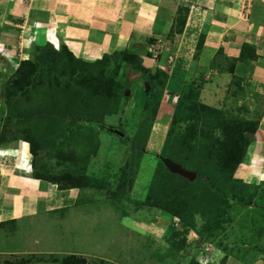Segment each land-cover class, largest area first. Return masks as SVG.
I'll list each match as a JSON object with an SVG mask.
<instances>
[{
	"label": "rangeland",
	"instance_id": "374dc122",
	"mask_svg": "<svg viewBox=\"0 0 264 264\" xmlns=\"http://www.w3.org/2000/svg\"><path fill=\"white\" fill-rule=\"evenodd\" d=\"M144 1L132 0L131 3L128 2L127 12H133L136 15ZM255 1L242 0L243 9L245 6L253 9ZM154 8L156 9V6ZM249 15L251 16V13ZM183 31L179 30L180 33L167 38L168 47L162 46L163 53L157 54L158 58L153 67H148L150 74L168 71V76L171 75L169 74L171 68L168 65V57L170 53L178 51L177 44L182 41ZM118 34L119 40H122L125 31L118 30ZM184 42L187 48L191 49V41ZM45 49L46 47H37L31 55H27L28 59L37 63L38 72L35 81L25 87V91L17 93L16 90H11L7 99L4 96L6 77L3 76L5 72L3 68L6 67H4L5 58L0 57V142L10 144L0 145V150L11 146L10 142L15 138H27L25 135L29 133L28 129L31 126L32 129H37L39 134L35 135L34 140L41 148L37 156L40 168L46 165V167H53V171L55 169L58 172L60 169H64V166L57 168L56 163L60 162L58 159L67 160V163L64 164H67L66 167L72 168L71 165L76 167L72 162L77 159L84 163L90 158L92 159L91 163L84 170H87V173L93 178L105 177L114 183L113 179L116 181L117 178L119 180L126 175L125 181H128L131 176H134L135 180L133 188L126 194L128 196H123V198L119 196V198L111 200L107 193L97 191L95 192L97 196L92 201L76 206L82 210L80 212L87 213V215L95 213V218L91 223L93 230L84 235L81 227L75 232L65 223L68 230L63 240L57 238V228L52 230L56 244L63 245L64 242L73 241V245L81 246L82 249L101 256L86 254L84 257L88 264H264V174L260 175L262 178L259 180L256 176L259 169L264 167V161L261 158H252L254 152L249 148L244 163H241L234 172L226 173L230 174L226 178L219 176L218 163L209 164L212 167L211 174L216 180H219L218 177H223L221 186L225 189L223 196L226 202L220 204L219 207H214L212 212H208L207 218H203V215L197 211L194 213L193 220L187 222L162 210L158 204H151V200L157 201L156 194L159 190L166 188L161 185L157 189V184L153 185L154 182H157L161 170L164 169L161 157L176 160L192 171L202 167L203 164L199 162L198 157L193 160L187 155L196 156L197 153L199 154V150H204L213 139L207 130L209 128L206 126L207 124L199 122L194 131L195 137L192 140L197 149L195 153L191 154V150L188 149L181 150L179 140L182 136L181 133L187 129L185 125L178 126L180 124L172 123L175 111L174 102L177 100L176 95L172 99L165 97L168 81L161 88V94L156 95L155 93L158 91L154 90L139 73L131 71V76L128 74L126 77L124 70L122 68L117 70L114 61H111L103 78L107 79L106 85H103L95 71H84L77 67L73 70L67 65L62 66L51 60L41 59ZM123 50L128 49L120 47L109 54ZM0 53L6 57L9 56L8 59L11 57V53L9 54L5 49ZM90 59L83 60L95 61L92 60L93 58ZM13 60L10 59L13 66L20 62ZM89 74H92L91 79L94 78L93 80L89 78ZM141 89L145 92H152L156 96L147 98V102H145L149 107L138 113L135 96ZM128 90L131 92L130 95H126ZM68 92L75 94L76 100L79 97H87L85 93L89 92L87 94L92 95L96 105L101 103L104 95L109 96L107 97L109 99L103 100L101 103L103 107L96 112L95 118L93 116L89 118L84 112L87 109L79 108L81 111L78 113L76 111L78 109L68 106L67 108L60 102L57 105L53 103L55 98H58L59 101L64 100L63 95ZM243 93L244 95L238 93V98L236 97L233 101L235 104L229 105L227 108L223 105L225 109L221 108L224 113L221 119L224 117L225 121L232 120L233 124L240 123L241 119L256 122L258 124L254 137L259 138L262 136L259 131L262 110L259 106L250 103H253L250 95L245 94L246 92ZM115 106H119L118 112L111 111ZM74 110L76 111V115H74L77 117L75 122L71 119ZM66 114L69 115L64 118L63 116ZM204 117L205 114H203ZM109 128L120 129L125 133V136L113 133L109 131ZM214 132L215 137H221L222 131L215 129ZM192 135L185 136L184 139L190 142ZM241 140L243 141V139ZM69 160L74 161L70 162ZM165 168L167 169V166ZM1 169L15 170V166L11 160L4 159L0 160ZM201 175L197 177V180H190L193 182V186L189 190L194 191V187H206L204 182L208 183L209 177L202 172ZM175 180L180 183L177 179ZM169 183H171L170 180L166 185L171 188L178 185V183L177 185ZM234 195L239 200L235 199ZM158 201L163 203L161 199ZM76 208L72 209L77 210ZM217 216L220 219V224L217 227H214L213 230L211 228L210 231L203 229V225ZM33 231H38V229L35 228ZM24 232L25 230L18 236ZM202 233L205 234L203 239L201 238ZM12 234H15V231ZM116 235L119 237L117 238ZM44 241L45 238L42 235V242L44 243ZM72 244L70 246H73ZM56 255H52L51 258L48 256V264H51L52 261L53 264H62V259L71 254ZM77 256L81 257L82 255L78 254ZM36 260L38 259L33 254H23L22 257L16 258L14 261L8 260L7 264L40 262Z\"/></svg>",
	"mask_w": 264,
	"mask_h": 264
},
{
	"label": "crops",
	"instance_id": "0c3cea01",
	"mask_svg": "<svg viewBox=\"0 0 264 264\" xmlns=\"http://www.w3.org/2000/svg\"><path fill=\"white\" fill-rule=\"evenodd\" d=\"M131 1L0 0V52L5 49L11 53L10 59L21 61L28 59L27 55L37 47L50 44L60 49L66 45L79 58L97 60L114 49L126 47L140 53L145 66L151 68L158 58L150 51L151 45L159 47L158 54L163 53L161 46L168 47L167 38L179 8L186 7L182 41L177 44L178 51L168 57L171 75L165 97L172 99L194 89L200 102L221 109L223 105L227 108L235 104L238 93L246 92L252 97L250 103L262 110L259 123L262 136L254 137L248 149L254 152L252 158L264 161V0H256L253 9L247 6L243 9L242 0H145L136 15L127 12ZM118 30L125 31L122 40ZM201 35L204 43L199 52ZM184 41H191V49ZM245 43L252 45L255 57L239 60ZM1 56L8 71L14 60L11 62L9 56L0 53ZM3 150L0 160H11L15 170H0V264L23 254H33L40 261L25 264H48V256L56 254L100 256L73 245V241L56 244L52 230L58 229L59 240L67 233L65 223L72 231L77 232L81 227L84 235L89 234L95 213L87 215L76 206L89 203L97 196L95 192L106 190L61 189L53 182L33 177L26 169L33 163V155L29 142L23 139ZM261 174L264 167L256 175L258 180ZM35 228L38 231L34 232ZM23 230L20 238L18 235Z\"/></svg>",
	"mask_w": 264,
	"mask_h": 264
},
{
	"label": "trees",
	"instance_id": "16d2710c",
	"mask_svg": "<svg viewBox=\"0 0 264 264\" xmlns=\"http://www.w3.org/2000/svg\"><path fill=\"white\" fill-rule=\"evenodd\" d=\"M187 13L188 8H179L177 14L178 16L176 17L175 23L173 24L169 32L170 37H174V35L178 33L179 30L180 32L183 31V27L185 26L187 19ZM203 37L204 36H201L199 39L198 48H201L203 46ZM44 47H46V49L41 59H48L53 63L60 64L62 66L67 65L68 67H72L73 70L77 67L84 71H95L99 76L100 81H102L101 84L103 85H106L105 81H107V79L103 78L105 76L107 68H109V64L111 61H114V65L116 66L117 70H120L121 68L124 70V75L126 77L128 76V74L130 75L131 71L139 73L141 77H144L148 81V83H150L154 90L158 91L155 93L156 95L161 94V88L167 83L169 79L167 73L168 71L158 72L157 74H150L149 68L143 64V58L141 57V55L134 52L133 50L128 49L123 51H115L114 54H105L104 56H102V58L97 59L93 62H89L75 56L74 53L69 50L66 45H63L61 49H56L50 44ZM254 51L255 50L251 44L245 43L241 49L239 60H247L250 57H255ZM35 62L36 61H32L31 59H25L20 61L19 65L16 68L12 67V69L8 71L4 70V76L6 77L4 96L6 99L8 95L11 94V90H16L17 93L20 91H25L24 88L30 86L35 81V76L38 72L37 63ZM89 75V78L91 79L92 74ZM93 79L94 78H92L91 80ZM87 93L89 92L85 93V96L87 97H79L78 100H76V95L71 92L65 94L63 93L65 95H63L64 100L59 101L58 98H55L56 100H54L53 103H55V105H57L58 102L63 103V106H68L72 109H78L76 110L77 112L81 111L79 110V108L87 109L84 110V112H86V115H88L87 117L91 118L93 116V118H95L96 112L99 110V108L103 107V104L101 105V103L109 96L104 95L105 97H103L101 103L99 105H96L95 99L92 98V95ZM155 94L152 92H145L143 89L136 93L135 98L138 106V113L141 110H145L149 107V105L146 103L147 98H152L156 96ZM198 95V92H196L194 89H189L178 94V99L175 102V111L172 123H176V125L180 124L178 126L185 125L187 130L181 133L182 136L180 137L179 145L181 150H191V154L195 153V151L197 150L195 147L196 145L193 144L192 139L195 137L194 131L199 125V122H205V124H207L206 126L209 127L207 130L209 131V133H211L213 139H211L206 148L204 150H199L200 152L199 154L197 153L196 156L188 154L190 156L189 157L187 155L188 158H192L193 160L198 157L199 162L203 164L202 167H199V169H196L195 171L197 172V177L202 176L201 172L205 173V175H208L210 181L208 183L207 181L204 182V185H206L207 189H205L206 187H194V191L189 190L191 189V186H193V182L179 173L172 172L168 168L166 169V165L163 162L164 169L161 170L157 182H154L153 185L157 184V189H159L161 185L165 186L166 188L163 190H159L158 194H156L157 201L151 200V204H158L162 210L172 213L176 217H180L182 220L187 222L193 220L194 213L197 211L203 215V218H207L208 214L212 212L214 207H219L220 204L222 205L224 204V202H226L225 197L223 196V191L225 189H223V187L221 186V180L223 179V177L226 178V176H230V174L226 173L234 172L241 163H244V158L247 154L249 145L254 140V132L258 124L251 120L246 121L244 119H241L240 123L235 124L231 123L232 120L225 121L224 117L221 119L224 114L222 109H216L203 104L199 101ZM100 98L102 99V97ZM119 110V106H115L111 111L118 112ZM76 111H72L73 115L71 114V119L73 122H75L77 118L75 116ZM136 113H134V115H136ZM203 114H205L204 118ZM68 115L66 114L63 117L66 118ZM154 115L155 113L153 114V117ZM8 117L11 118V116ZM140 126L143 127L142 124H140ZM215 129H219L220 131H222L220 133L221 137L214 136ZM28 131L29 133L25 135L27 136V138H15L10 143H12V145H16L19 139H23L29 142L30 151L33 155V177L53 182L57 184L61 189L73 187H89L106 190L105 193H107V195L111 199H117L119 198V196L121 198H123V196H128L126 195L127 192H129V190L133 188L135 181L134 176L129 177L128 181H125V178L127 177L126 175L124 178L122 176L119 180L117 178L116 181L115 179H113L114 183H112L105 177L93 178L92 176H90L87 173V170H84L85 167L88 168L91 161L90 158L84 161V163L80 162L81 160L78 159L76 161L69 160L70 162L74 161L72 163L76 166L74 167L73 165H71L72 168L66 167L67 164H64L67 163V160L63 161V158H61V160L58 159L60 162L56 163L57 168L64 166V169H60L58 172L55 171V169L53 171V167H46V165L40 168V166L38 165L39 163H37V156L38 151L41 148L38 147L34 140L36 137L35 135L38 134V131L37 129H32L31 126ZM189 135L193 136L192 138H190V142L189 140L184 139L185 136ZM241 139H243V141ZM8 144L9 143L6 144L4 142H0V145L3 146H6ZM215 163H218L219 165V176H223L221 178L218 177L219 180H216L211 174L212 167L210 165H213ZM197 177L195 180H197ZM175 179H177L180 183H178ZM169 180L171 181V183L169 184L175 183L177 185L178 183V185L174 188L168 187L166 184L169 182ZM234 198L238 199V197L235 195ZM158 199L163 200V203H159ZM219 224L220 219H218L217 216L212 221H208L205 225H203V229L210 231L211 228L213 230L214 227H217ZM204 237L205 234L202 233L201 238L203 239ZM219 245L221 244L219 243ZM62 264L88 263L86 257H80L75 254H71L62 259Z\"/></svg>",
	"mask_w": 264,
	"mask_h": 264
},
{
	"label": "water",
	"instance_id": "95a60500",
	"mask_svg": "<svg viewBox=\"0 0 264 264\" xmlns=\"http://www.w3.org/2000/svg\"><path fill=\"white\" fill-rule=\"evenodd\" d=\"M131 92L130 90H128L126 92V95H130ZM109 131L113 132V133H116L120 136H125V133L120 130V129H117V128H109ZM161 160L165 163V165L167 166V168L172 171V172H175V173H179L187 178H189L190 180H195L196 177H197V172L196 171H192V170H188L184 165L174 161V160H171L169 158H166V157H161Z\"/></svg>",
	"mask_w": 264,
	"mask_h": 264
},
{
	"label": "built area",
	"instance_id": "2783aa9c",
	"mask_svg": "<svg viewBox=\"0 0 264 264\" xmlns=\"http://www.w3.org/2000/svg\"><path fill=\"white\" fill-rule=\"evenodd\" d=\"M34 24H35V26H38V25H37V22H35ZM161 48H162V46H161ZM150 51H151L155 56H157V54L159 53V47L156 46V45H151V47H150ZM17 65H19V63H16V64H15V68L17 67ZM4 70H6V69L4 68ZM176 98H178L177 95H176Z\"/></svg>",
	"mask_w": 264,
	"mask_h": 264
},
{
	"label": "clouds",
	"instance_id": "9594fccd",
	"mask_svg": "<svg viewBox=\"0 0 264 264\" xmlns=\"http://www.w3.org/2000/svg\"><path fill=\"white\" fill-rule=\"evenodd\" d=\"M13 68H15V65L13 66ZM178 96V95H177ZM178 98H176V100H177ZM1 150H3V148H1ZM0 150V151H1ZM4 151V150H3ZM3 151H1V153L3 152ZM33 163L31 164H29V166H28V168H26L29 172H33Z\"/></svg>",
	"mask_w": 264,
	"mask_h": 264
}]
</instances>
